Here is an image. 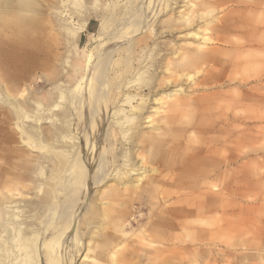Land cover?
<instances>
[{"label":"rangeland","instance_id":"obj_1","mask_svg":"<svg viewBox=\"0 0 264 264\" xmlns=\"http://www.w3.org/2000/svg\"><path fill=\"white\" fill-rule=\"evenodd\" d=\"M62 1L54 0V6L52 0H41L43 3V6H41L42 11H44L43 8H49L48 11L44 12L47 15L46 19L51 20V26H53L51 30H47V35L44 37L48 48L45 50L46 52L34 50L35 61L32 69H30L29 78L24 76L25 73L16 72L14 74L17 80L22 79L19 86L20 96L18 94L20 104L23 106V110H30L32 115L29 119L24 118L22 120L20 118L23 129L31 128L36 135H42L44 130H51L53 133L60 132L58 133L60 135L55 134L53 139L46 140L47 143H40L39 141L37 143L32 141V144L21 141L3 143V146L12 149L13 147L18 150L23 149L27 157L28 154L31 155L32 160L30 159L31 163L28 166L31 171L26 170L36 179L33 178L30 193L22 197L23 200H28L24 205L27 206L20 208L23 209L21 219H24L21 220L23 222V228L21 227V229L34 231V235L37 234L35 235L36 241H28L30 247L28 246L26 250L30 251H28L29 254L25 252L22 255L21 264L42 263L36 252L39 249L43 253L45 249L43 248L44 242L41 243L40 248L42 249L39 248L37 242L44 238L43 221L49 217L48 211L53 207L54 202H52L50 192L61 187L64 182V174L57 173L56 175L55 163L51 164L56 153L49 147L67 150V145L70 144L69 141L74 139L72 136H78L76 130L79 121L78 112L82 107L72 105L70 101L72 88L74 89L76 82L78 83L88 70V67H86L88 53L93 51L94 56H98L103 50V44L107 41H115L117 37L122 38L117 41L121 42L122 48L129 45L133 47L128 51L122 48L123 51H118V49L115 50L111 46L110 50L105 52L111 54L107 73V76H110L108 79H110L111 84H109L111 87L108 85L107 88L110 93L113 94L114 91H117L118 94L116 95L117 101L112 104L111 110H108L107 114L104 106L103 109L102 107L99 109L104 122L102 130L108 125H117L115 124L117 120H120L124 115L115 112L118 102L120 101L121 104V100L127 96L124 94L138 93L134 98L136 101L140 94L148 96L149 91L155 84L160 90L166 92L174 88L175 84H179L178 87L190 91L192 96H203L199 107L207 110L200 111L199 108V111H195L193 108L199 104L192 105L188 111L179 115L178 122L169 130L183 134V137H181L183 140L193 141L199 146L210 147L211 152L198 155L195 152L190 153L182 150L186 147L185 144H182L180 151L174 152V154L169 153L167 159L173 160L180 155L181 165L190 166L195 164L193 163L194 158L191 159L190 157L191 155L196 156L195 158L207 157L209 164H207L208 168L206 170L210 177V187L208 189L211 192L210 196L218 198L217 204L208 207L205 216H195L191 219L196 226L195 232L189 237L193 239L195 255L187 256H191L192 264H264V0H157L154 8H148L149 0L143 2L142 0H76L75 7L77 6V8L70 7L74 3L72 0H66V4ZM130 13H133V15H130ZM143 13H148L144 23L145 26L130 35L133 20L140 22ZM109 15L111 16L109 17ZM89 16L91 17L89 18ZM103 19H106V34L101 37L99 36V27ZM65 21L66 23H64ZM80 21L81 24L85 22L86 27L76 28L80 27ZM62 25L66 26L63 27ZM109 26L111 27L109 28ZM205 26L209 28V32H206ZM72 28L79 30L78 36L75 38L70 33V30H73ZM118 28H121V30ZM204 31L207 33L209 41L203 49H198ZM196 32L198 35H195ZM3 40L6 41V39ZM178 44L182 47V52L186 49H196L197 52L209 54L211 58L208 62H204L194 55H188L184 59H180L176 64V69L177 72L180 71L179 73L184 74L183 77L175 84L173 81L166 83L165 80L170 78L171 71L168 69L164 71L163 67L168 65L167 58L170 57L172 47ZM5 48L9 50L7 45H5ZM123 64H126V67ZM188 73L191 74V77H187ZM125 81L127 82L125 83ZM128 82L130 84L126 85ZM117 84L122 86L118 88ZM2 85L0 111H5L8 109L6 107L12 109L14 106L7 101V92L4 84ZM22 103L27 104L24 106ZM36 104L39 106H36ZM147 105L149 104L144 105L145 109ZM151 105L154 108L157 106L155 104L149 106ZM83 107L81 110L84 111L85 118V109L87 108L85 103ZM78 109L79 111L76 112ZM40 115L42 118H39ZM117 116L118 118H116ZM114 117L116 121H114ZM132 119L133 123L130 121V126L136 123L135 119ZM14 122V120L8 121L9 128L15 126ZM61 129L62 132L59 131ZM69 134L71 135L69 136ZM129 134L127 132L126 137H123L119 132L114 136V139H116L114 148L117 152L119 149L117 156L121 160L124 159V155L128 154L126 150H128L129 143H131L133 132L130 131ZM15 137L23 140V138H27V134L25 132L22 135L19 129ZM21 137L23 138L21 139ZM76 140L81 142L79 137ZM100 143L97 154L92 155L95 157L94 167L91 166L88 190H86L88 192H84V194L86 193L84 195L85 202H83V208L81 207L80 216L77 220L84 218L88 221L92 220L91 217L97 213V205L103 207L102 200L97 198H101L103 191L110 194L108 186L116 184L110 178H105L103 182L101 180L96 185L93 184L99 152L102 150L101 145L106 146L103 139ZM83 144H85V138H83ZM106 147L109 148V145ZM166 150L170 152L169 149ZM88 154L90 153L88 152ZM157 154L158 152L153 148L147 150V155L153 160L149 163L151 167L147 166L150 169L156 167L161 174L169 176L173 169L169 164L163 166L156 163L157 157L155 155ZM26 160L23 156L17 159L20 163ZM117 163L113 164L112 170L116 168ZM198 165L200 168L198 167L196 173L193 172L192 174L201 179L206 172L204 170L205 165L203 163ZM178 173L185 175L187 178H193L187 172L179 171ZM83 175L80 178L85 176ZM75 182L73 184H76ZM181 184L182 189L185 190L184 192L201 187L199 181L185 180ZM164 187L167 186L164 185ZM69 188L71 186L62 191L64 195L69 192ZM168 188L174 189L172 187ZM84 190V187L80 189V195L83 194ZM153 194L152 198L150 197L149 206L143 210L138 211L137 201L131 204V209L134 212L133 216L152 215L156 209L160 212L159 215L168 213L166 207L172 206L176 202L173 198H171L173 200L166 201V198L163 199L164 197L158 192ZM130 196L127 191L121 189L120 199L123 206L127 205L125 201H129ZM17 197L20 196L17 195ZM44 199L47 201H44ZM188 201L190 200H186V202ZM44 202L46 206L43 205ZM182 202L185 204V201ZM147 221L144 220V223ZM138 228V225H134L133 228L128 229L129 236L134 237V234H139L140 229ZM172 232L175 235L185 234L181 229ZM95 236L96 234L91 236L88 233V228L85 225L80 232V241L86 243L92 239L91 237ZM31 243L34 245L32 246ZM36 246H38V249ZM72 246L70 248L74 250L75 247ZM87 250L84 247L79 254H75L76 251L68 253V257L65 256V263L63 264H81ZM135 261L136 258L132 259V262ZM105 262L104 264H112L109 261Z\"/></svg>","mask_w":264,"mask_h":264},{"label":"bare ground","instance_id":"obj_2","mask_svg":"<svg viewBox=\"0 0 264 264\" xmlns=\"http://www.w3.org/2000/svg\"><path fill=\"white\" fill-rule=\"evenodd\" d=\"M143 1L144 0H142V2ZM156 1L157 0H149L148 8H154ZM52 2V5L55 6L54 0H52ZM62 2L66 4V0H63ZM72 2H74L72 4L73 7L71 5L70 7L77 8V6L75 7L76 0H72ZM41 6H43L41 0H0V90H2V84H4L8 97L7 101L11 102L12 106H14L12 109L6 107V109L8 108L7 110L0 111V264H21L20 259L22 255H24L25 252L27 253L30 251L26 250L28 249V246L30 247L28 244L31 241H36L35 235H37H34V231L21 229L23 223L22 221L24 219H21V212H23V209L20 208L26 204L27 200H23L22 197H25L27 193H30L32 190L31 184L33 183L34 178L33 175L28 172L31 171V168L28 166L31 163L32 157L30 154H28L27 157L23 149L18 150L16 147H13L12 149L10 147L3 146V143L17 141H21L26 144H32V141H36V143L38 141L40 143H47L46 140H49V138L51 140V138L53 139L55 137V134L57 135L60 133H53L51 130H44L42 135H36L31 128L24 130L23 125L20 123V118H22V120L24 118L29 119L32 115L30 110H23L24 108L20 104L18 94L20 92L19 86L22 79L17 80L15 78L16 75L14 74L16 72H21L25 73L24 76H26V78L30 77V69H32L35 61L34 50L46 52L45 50H47L48 45H46L47 42L44 37L47 35V30H51L53 28V26H51L52 21L46 19L47 15L44 12L48 11L49 8H43L44 11H42ZM64 8L66 9V7ZM148 13H143V16H141L142 20L138 19L140 22L133 20V28L129 32L130 35L134 34L137 30H140L142 26H145L144 23L147 19L146 15ZM131 14L133 15V13H130V15ZM110 16L111 15H109V17ZM90 17L91 16H89V18ZM105 22L106 19H103L99 27V36L101 37L106 34ZM64 23H66V21ZM79 26L80 27L76 28L80 29L82 27H86L85 22ZM125 26L127 27V25ZM110 27L111 26H109V28ZM78 29L74 28L73 30H70V33L74 38L78 36ZM118 29L121 30V28ZM204 29L206 32H209L208 27L205 26ZM206 32L204 33V36H201L202 41L200 42L198 49H203L204 46L208 44L209 38ZM71 35L70 37H72ZM195 35H198V33L196 32ZM3 39H6V41ZM120 39L122 38L117 37L115 38V41H107L105 44H103L104 42L101 43L103 44V50L100 54H98V56H94L93 51L88 53L86 59V67H88V70H86L87 72L84 73L78 83L76 82V86L74 89L72 88V94L70 95L72 105L74 104L76 107H82L81 109H83L85 103L87 107L85 109V118L83 110H76V112L79 111V121L76 127L78 136H72L74 139L69 141L70 144L67 145V150L64 148L53 149V147H49L56 153L51 164L55 163L54 170L56 175L57 173L64 174V182L61 184V187H58L57 189L55 188L54 191L50 192L52 202H54L52 204L53 207L49 209L50 211H48L49 217L43 221V230L45 231L43 233L44 238L39 236L41 240L40 242H37L39 243V248L41 247V243L44 242L43 248L45 249L43 253L42 250H39L38 246H36L38 249L36 253H38V258L43 264H63L65 263V256H67L68 253L76 251L77 253L75 254H79L84 247L88 250L81 264H104L106 263L105 261H109V263L112 264H192L191 256L187 255H195V248L192 243L193 239L189 237H191L190 235L195 232L196 226L194 225V221L191 219L195 216H205L207 214L208 207L217 204L218 198L210 196L211 192L208 189L210 187V177L208 175V171L206 170L208 168L207 164H209V159L207 157L200 156L199 158H195L196 156L193 157L191 155L190 157L191 159L194 158L193 163L195 164L190 166L181 165L180 155H178L180 157L176 156L173 160L167 159V155L169 153L174 154V152L180 151L182 144L186 145V147L182 150L190 153L195 152L198 153V155H205L211 152L210 147L208 146H199L196 145L195 142L186 139L185 140L188 143H185L186 141L181 138L183 137V134L179 131V133L169 131L178 122L179 115L182 112L188 111L194 104L198 105L203 99V96H192L190 91H186L183 87H178L179 84H175L184 75L179 73L180 71L177 72L176 64L180 61V59H184V57L188 55H194L196 58H200V60L204 62H208L211 57H209V54L205 52H197L196 49H186L182 52V47L179 46V44L174 45L171 49L172 52L170 53V57L167 58L168 65L164 67L161 66L164 71L167 69L171 71L170 78L166 79L167 81L165 80V82L170 83L173 81L175 84L173 86L174 88L166 92L165 90H160V88L155 84L149 91L148 96L139 93L140 97L136 101L134 98L138 95V93L124 94L127 96L121 100V104L120 101L118 102V105H116L117 110L115 109V112H118L117 114H124L120 120L118 119L115 123L118 126L112 124L106 126L104 130H102L104 122L99 109L101 107L103 109L104 106V110L107 114L108 110H111L112 104L117 101L116 95L118 94L117 91H114L113 94L110 93L107 88L108 85L110 86L111 84L110 79H108L110 76H107L111 54H108L109 52H105L110 50L111 46V48L115 50H121L123 46H121V42H117L120 41ZM5 45L8 46L9 50H6ZM125 47L126 48L122 49L128 51L133 46L129 45ZM95 49L97 50L98 48ZM53 64L55 63L53 62ZM125 65L124 67H126ZM187 77H191V74L188 73ZM126 82L127 81H125V83ZM129 84L130 82L126 85ZM121 86L122 85H118L117 87L120 88ZM129 92L131 93V91ZM147 103L149 105L155 104L157 106L154 108L152 105H147V108L145 109L144 105ZM26 104L27 103H22L24 106ZM36 106L39 105L36 104ZM199 106L200 104L195 106L193 109L195 111H199ZM205 109L206 108L201 107L200 111H204ZM135 111H138V113L136 114ZM39 118H42V116L40 115ZM116 118H118V116ZM116 118L114 121H116ZM132 118L135 119L136 123L130 126ZM54 119L56 118L54 117ZM12 120L15 121V126L13 128H9L8 121L10 122ZM127 122L129 123V126L126 124ZM65 125L66 124L64 123V126ZM60 128L62 127L60 126ZM19 129L22 135L26 132V139L21 137L23 140H19L15 137V134ZM59 131L62 132V129ZM118 131L120 132V135H123V137H126L127 132L128 134L130 131L133 132V136L130 141L131 143H129L128 150H126L128 154L124 155V157L122 156L124 158L123 160L117 156L119 149L117 152L114 148L116 144L114 136L119 133ZM71 134H69V136ZM77 137L81 139V142L76 140ZM83 138H85V144H83ZM102 139L106 142V146L109 145V148L105 145H101L102 150L99 152V160L96 164L93 184L96 185L101 180L103 182L105 178L114 180L116 184L108 186L110 194L103 191L101 198H97L98 200H102L103 207L97 205L98 210L96 208L97 213L95 216L93 215L91 217L92 220L88 221L85 218V220H77L78 216H80L79 211H81L83 208V202H85L84 195L86 193L84 194V192L88 190L90 170L94 167L93 163L95 157L92 155L97 154L98 145ZM151 148L158 152V154L155 155L157 157V162L155 161L156 163L163 166L169 164L173 169L172 173L168 172L169 176L167 174H161V172L158 171L159 169L156 167L150 169L147 166L149 165L151 167L149 163L153 162V160H151L147 155V150ZM166 149H169L170 152ZM88 152L90 154H88ZM20 156L25 157L27 160L25 162L22 161L21 163L18 162L17 159ZM114 163H117V165L116 168L112 170ZM201 163L205 165L204 170H206V172L204 173V177L202 176L201 179H199L192 173H196V170L199 167L198 164ZM220 164H222V162H220ZM115 171L116 173H114ZM179 171L187 172L189 175L193 176V178H187L185 175L181 173L179 174ZM81 175L84 177L80 178ZM185 180H189L191 182L199 181L201 182V187L184 192L185 190L182 189L181 183ZM74 182L76 184H73ZM164 185L167 187L165 188ZM69 186H71V188L68 189L69 192L64 195L62 191L65 190V188L67 189ZM82 187H84L85 190L83 191V194L80 195V189ZM168 187H172L174 189L171 190V188ZM121 189L127 191L131 195V199H129V201L124 200L127 204L126 206H123L120 199ZM154 192H158L162 195V197H164L163 199L166 198V201L173 199L176 200L174 205L166 207L168 209V213H161L159 215L158 213L160 212L156 209L152 215L145 216L142 214L140 217L133 216L134 212L131 209V204H134L137 201L139 205V207H137L138 211L147 208ZM17 195L20 197H17ZM63 195L65 196L64 198ZM186 200L190 201L186 202ZM44 201L47 200L44 199ZM182 201H185V204H183ZM43 205H45V202ZM166 214L170 216H167ZM144 220L148 221L144 223ZM85 225L88 228V233L91 234V236L96 234L97 237H91L92 239L89 238V242L82 243L80 241V232ZM134 225L139 226L138 229H140V232L139 234H134V237H130L128 229L133 228ZM177 229L183 230L185 234H173L172 231ZM71 246L75 247L73 248L74 250L70 248ZM134 258H136V261L132 262V259Z\"/></svg>","mask_w":264,"mask_h":264}]
</instances>
